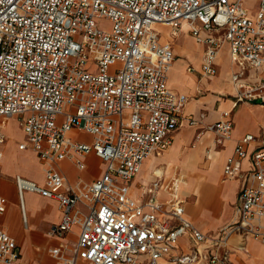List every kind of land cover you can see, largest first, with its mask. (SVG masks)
Here are the masks:
<instances>
[{
  "label": "built area",
  "instance_id": "1",
  "mask_svg": "<svg viewBox=\"0 0 264 264\" xmlns=\"http://www.w3.org/2000/svg\"><path fill=\"white\" fill-rule=\"evenodd\" d=\"M101 17L112 22L110 30L96 25ZM183 21L205 45L200 74H216V56L227 42L239 64L230 75L233 106L264 100V78L242 79L246 69L264 67V0L252 14L242 0H0V143L5 120L17 115L25 134L18 148L30 146L43 164V184L14 176L20 205L25 190L53 198L61 214L48 234L63 237L77 227L73 243L48 249L54 264H235L234 234L264 240V126L238 138L224 160L222 177L241 184L233 218L216 232H202L187 217L177 169L167 178L152 170L143 198L130 195L129 181L143 161L161 154L184 121L197 122L181 114L187 95L168 86L174 54L156 27L164 23L175 35ZM116 61L121 64L109 72ZM232 127L226 109L203 128L221 144ZM89 152L105 163L90 182H69L54 166L68 158L82 168ZM1 160L0 150V175ZM5 208L0 194V214ZM182 235L192 246L174 252ZM0 264H21L17 242L3 227Z\"/></svg>",
  "mask_w": 264,
  "mask_h": 264
},
{
  "label": "crops",
  "instance_id": "2",
  "mask_svg": "<svg viewBox=\"0 0 264 264\" xmlns=\"http://www.w3.org/2000/svg\"><path fill=\"white\" fill-rule=\"evenodd\" d=\"M156 27L160 32L159 40L161 42L170 41L163 39L162 32L157 24ZM167 27L169 28V26ZM181 30L183 31L182 27L177 32V35ZM186 30L190 34L188 28ZM175 35L172 36L175 37ZM190 36L193 40L189 41L199 49V56L192 58V61L183 58L181 55L177 54V52H182L184 50L183 46L176 43L179 47L175 50L174 44L170 41L174 59L167 72V83L170 89L187 95V100L181 114L184 117L194 118L197 122L192 125L190 124L194 127L182 128L180 130L179 127L182 126L183 123L178 126L172 134L170 145L167 147L171 148L161 156L162 159L159 157V160L165 162L167 155H174L173 159L176 161L179 148L182 145L189 143L193 135L197 133V138L192 150L182 154L181 159L179 158L182 165V169H179L180 173L182 171L190 173V185L186 188L191 192L190 195H193L191 200L188 202L186 201L185 211L187 217L199 230L206 233H213L224 224L230 222L233 218V205L236 201L237 192L241 184L239 178L224 179L222 177L224 160L229 154H231L238 138L245 133H253L257 135L261 127L264 126V100L242 101L233 106L235 88L232 86L233 81L231 80L230 75L239 68V64L231 58L227 42H225V46L223 44L219 49L222 51L224 60L227 61V64H224V62L219 60L217 54L216 74L202 75L200 74V63L205 45L204 43L195 40L191 34ZM193 63H195V66ZM188 66L192 67V70H188ZM260 78H264V67L258 70L246 69L245 75L242 79L247 83H257ZM202 82H204L203 86L201 85ZM189 93H191L190 96ZM226 109H230L232 113L233 127L231 137L223 140V143L221 144H216V136L214 132L209 130H197L203 128L206 124L216 121L220 116V112ZM15 119L18 120V116L12 115L5 120V123L8 120L11 123V121H15ZM9 127L10 125L6 128L4 124V131L6 133L5 141L10 139L7 135ZM19 127L24 138L18 141L17 139L13 141V149L22 152L29 148L31 153L32 151L35 153V155L33 153L32 155L36 162H38L37 159L39 158L30 146L23 149L18 148V143L25 140V134L20 125ZM69 134L88 142L91 141L92 137L90 134L78 130H71L69 131ZM198 135L200 137H198ZM181 136L184 137L182 140L183 142L175 147L174 144L176 140ZM0 150L2 151L0 194L6 200L5 211L0 214V227L5 228L6 231L15 238L19 250V262L21 264H54L55 258L50 254L48 249L61 242L73 243L76 239L75 233L77 227H73V230L63 237L49 235L48 228L50 224L57 222L61 214L56 200L42 196L37 192L25 190L22 193L21 207L17 189L16 195L12 192V176L19 174L25 178L34 180L39 184H43V172L41 177L38 178L29 175L22 166H11L5 155L4 149L0 147ZM209 152H211V156L208 154ZM192 153H196L197 156L203 155V159L196 160L194 157L187 158V156ZM194 159L196 160L195 164L193 163ZM82 160L84 163L82 168H78L74 162L68 158L55 162L54 166L65 175L69 182H90L103 173L105 163L93 152L87 153L82 157ZM212 163H216V168H214V170ZM173 169H178V165L175 164V166H172L170 171ZM138 172L129 181V189L132 197L142 199L146 185L153 179V173L150 168L149 172L152 176L149 179L144 180L142 174L137 175ZM168 173L164 172L165 178L168 177ZM196 183H198L197 192L193 193L192 190ZM182 187L183 186L181 185L180 188ZM181 194L186 196L184 193ZM14 200L18 213L15 212L12 207ZM11 210L13 212L12 223L6 220ZM237 236L238 235L234 234L230 238L229 245L230 256L234 263L264 264V242L247 239L242 241V239H238ZM241 242L243 244H240ZM192 243L193 241L188 235H182L178 238V248H176L174 252L187 251L192 246ZM162 264H165L164 261Z\"/></svg>",
  "mask_w": 264,
  "mask_h": 264
},
{
  "label": "rangeland",
  "instance_id": "3",
  "mask_svg": "<svg viewBox=\"0 0 264 264\" xmlns=\"http://www.w3.org/2000/svg\"><path fill=\"white\" fill-rule=\"evenodd\" d=\"M242 3L244 5V7L250 12V14H252L253 10L255 9V7L257 6L258 0H242ZM96 25L101 28V29H105V30H110L112 27V22L106 18V17H101V18H97L96 19ZM166 29L169 30L168 27H166ZM186 36L184 35V33ZM189 40H193V38L190 36V34L187 32V30L183 31L181 30L178 35H175V42L180 44L181 46H183V51L182 52H177V54L181 55L183 58L188 59L190 61H192V58L198 57L199 56V49L196 48L194 45H192L191 41ZM224 44L225 46V42L222 43V45ZM173 62V61H172ZM121 63L119 61H116L114 64H110L109 66V72H114L115 68L117 66H119ZM195 66V63H193ZM224 70V68H223ZM201 85H204V82L201 83ZM191 95V93H189V96ZM192 125V124H191ZM190 124H188L186 121L183 122L182 126L179 127V130L182 128H189V127H194L191 126ZM202 130H206L205 128H199L197 131H202ZM199 133V132H198ZM7 135L9 136V140L5 141L4 143L0 144V147L4 149L5 151V155L7 156L10 165L11 166H22L29 175L33 176V177H41L42 172H43V164H39L42 163L41 160L37 159L38 162H36V160L34 159L32 153L35 155V153L32 151H30L29 148H27L26 150L19 152V151H15L12 147L13 141H15L17 139L21 140L22 138H24L22 131L20 130L19 127V120L15 119L11 121L10 123V127L7 131ZM80 137V135H79ZM86 138V136H85ZM197 138V133H195V135H193L191 141L185 145H182L179 148L178 151V158L175 161L176 165H178V169H182V165L180 162V159L182 157V154L188 152L189 150H192L193 145L196 141ZM171 147L167 148L166 150L162 151L160 156V159H162V155L167 152ZM180 158V159H179ZM165 162L164 161H160L157 160L156 165H164ZM213 165V170L214 168H216V163H212ZM211 165V166H212ZM174 172V169L169 171L167 176H172ZM180 172V170L178 171ZM12 180V192H14V194L16 195V185H15V181H14V176L11 177ZM183 188V187H182ZM180 188V193L181 189ZM193 197V195H189L186 197V201L188 202L189 200H191ZM12 210L9 212L8 216H7V221L12 223L13 218H12ZM237 238H241L240 236H237ZM247 240H259V239H254L251 237L246 238ZM246 240V241H247ZM264 240H262L263 242ZM261 242V241H260ZM77 264H84L80 259L77 261Z\"/></svg>",
  "mask_w": 264,
  "mask_h": 264
},
{
  "label": "bare ground",
  "instance_id": "4",
  "mask_svg": "<svg viewBox=\"0 0 264 264\" xmlns=\"http://www.w3.org/2000/svg\"><path fill=\"white\" fill-rule=\"evenodd\" d=\"M157 26H158V28L161 30V32H162V38L163 39H165V40H170L173 44H174V48H175V50L179 47L178 46V44H176V42L174 41L175 40V37H173L171 34H170V32H169V30L168 29H166V25L164 24V23H160V24H157ZM188 28V23L186 22V21H183L182 22V29H187ZM177 35V34H176ZM218 59L219 60H221L222 62H224V64H227V61L226 60H224V55H223V53H222V51L221 50H219L218 51ZM233 84V83H232ZM234 88H235V86H234V84L232 85ZM10 125V121L8 120L6 123H5V126H6V128L8 127ZM200 135V134H199ZM198 135V137H200ZM183 138L184 137H180L178 140H180V141H178V140H176V142H175V144H174V146L176 147L178 144H180L181 142H183L182 140H183ZM210 156H211V152H209L208 153ZM158 156H160V154H151L146 160H145V162H144V164H143V166H142V168H141V170L138 172V174L137 175H139V174H142L143 175V179L144 180H147V179H149L152 175H151V173L149 172V169L151 168L152 170H155L157 173H161V172H165V173H168L169 171H170V169H171V167L172 166H175V161H174V155H170V156H168L167 155V157H166V161H165V164H164V166H162V165H156V162H157V160H159V157ZM195 158L196 160L198 159V160H200V159H203V155H198L197 156V154L196 153H192V154H190L189 156H187V158ZM194 159V161H193V163L195 164V162H196V160ZM189 176H190V173L189 172H187V171H182L181 173H180V176H179V179L178 180H180L181 182H182V186H183V188H182V192L184 193V194H186V196H189L190 194H191V192H189V190L186 188V187H188V185H190V179H189ZM192 176H194V175H192ZM197 184L198 183H196L195 184V187H194V189L192 190L193 191V193H196L197 192ZM12 207L14 208V210H15V212H17L18 213V209H17V207H16V203H15V200L13 201V203H12Z\"/></svg>",
  "mask_w": 264,
  "mask_h": 264
},
{
  "label": "water",
  "instance_id": "5",
  "mask_svg": "<svg viewBox=\"0 0 264 264\" xmlns=\"http://www.w3.org/2000/svg\"><path fill=\"white\" fill-rule=\"evenodd\" d=\"M259 101V100H258Z\"/></svg>",
  "mask_w": 264,
  "mask_h": 264
}]
</instances>
